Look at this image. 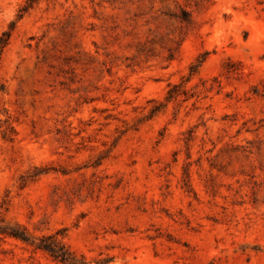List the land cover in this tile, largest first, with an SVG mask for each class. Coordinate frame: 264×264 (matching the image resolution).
Listing matches in <instances>:
<instances>
[{
  "label": "rangeland",
  "instance_id": "obj_1",
  "mask_svg": "<svg viewBox=\"0 0 264 264\" xmlns=\"http://www.w3.org/2000/svg\"><path fill=\"white\" fill-rule=\"evenodd\" d=\"M264 264V0H0V264Z\"/></svg>",
  "mask_w": 264,
  "mask_h": 264
},
{
  "label": "trees",
  "instance_id": "obj_2",
  "mask_svg": "<svg viewBox=\"0 0 264 264\" xmlns=\"http://www.w3.org/2000/svg\"><path fill=\"white\" fill-rule=\"evenodd\" d=\"M3 233L19 238L27 243L34 245L37 249H41L49 253L55 260L64 264H75L74 257L71 251L54 235L43 236L37 241L32 238L25 231L16 228L2 230Z\"/></svg>",
  "mask_w": 264,
  "mask_h": 264
}]
</instances>
